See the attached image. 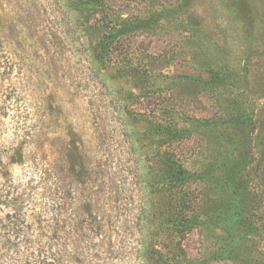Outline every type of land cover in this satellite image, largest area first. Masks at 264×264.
I'll use <instances>...</instances> for the list:
<instances>
[{
  "label": "rangeland",
  "instance_id": "rangeland-1",
  "mask_svg": "<svg viewBox=\"0 0 264 264\" xmlns=\"http://www.w3.org/2000/svg\"><path fill=\"white\" fill-rule=\"evenodd\" d=\"M0 264H264V0H0Z\"/></svg>",
  "mask_w": 264,
  "mask_h": 264
}]
</instances>
